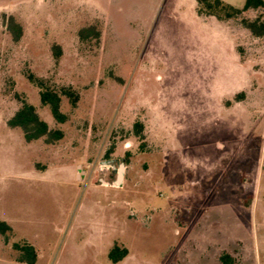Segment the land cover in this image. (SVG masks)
<instances>
[{
    "label": "rangeland",
    "instance_id": "1",
    "mask_svg": "<svg viewBox=\"0 0 264 264\" xmlns=\"http://www.w3.org/2000/svg\"><path fill=\"white\" fill-rule=\"evenodd\" d=\"M243 19L264 27V7L0 0V264H26L15 244L35 264H264V34ZM38 83L76 95L65 122ZM24 102L63 138L9 127Z\"/></svg>",
    "mask_w": 264,
    "mask_h": 264
},
{
    "label": "trees",
    "instance_id": "2",
    "mask_svg": "<svg viewBox=\"0 0 264 264\" xmlns=\"http://www.w3.org/2000/svg\"><path fill=\"white\" fill-rule=\"evenodd\" d=\"M198 4V12L200 14H206L213 16L218 20L232 19L243 12L252 9H259L264 7V0H245V4L242 9H237L229 4H226L220 0H196ZM243 25L248 28L254 35L262 36L264 34V27H261L256 21L242 20ZM8 27L15 40H18L21 36V27L14 20L13 17L8 19ZM97 38L99 33L96 32ZM57 52L60 51L58 46H55ZM38 86L41 88L40 100L43 105H47L50 108L51 114L54 119L60 123L65 122L66 115L61 111V97L67 95L73 104L76 102V95H74L69 89H62L60 92L43 87L40 83ZM8 126L11 128H20L23 131L24 139L27 142L44 138L47 143H54L63 138V132L61 130H51L44 120H42L35 107L32 104L24 102L21 108L8 120ZM136 133L142 137L143 125L139 122L135 124ZM11 227L4 221H0V233L5 235ZM14 247L21 251L18 261L26 264H35L37 260V253L35 248L30 244H24L19 246L17 244ZM128 254L127 249H121L115 246L109 253V257L113 263H117L126 257ZM222 264H231L233 258L228 254L221 256Z\"/></svg>",
    "mask_w": 264,
    "mask_h": 264
},
{
    "label": "water",
    "instance_id": "3",
    "mask_svg": "<svg viewBox=\"0 0 264 264\" xmlns=\"http://www.w3.org/2000/svg\"><path fill=\"white\" fill-rule=\"evenodd\" d=\"M109 164L114 166L113 165V161H109ZM103 165H106V162H104ZM124 171H125V165H124V163H121L119 165V167H118V170H117L118 177H117V180L114 182L115 186H120L121 185V183H122V181L124 179Z\"/></svg>",
    "mask_w": 264,
    "mask_h": 264
},
{
    "label": "crops",
    "instance_id": "4",
    "mask_svg": "<svg viewBox=\"0 0 264 264\" xmlns=\"http://www.w3.org/2000/svg\"><path fill=\"white\" fill-rule=\"evenodd\" d=\"M221 1V0H220ZM223 2V1H222ZM227 4V3H226ZM231 6V5H230ZM233 7V6H232Z\"/></svg>",
    "mask_w": 264,
    "mask_h": 264
}]
</instances>
